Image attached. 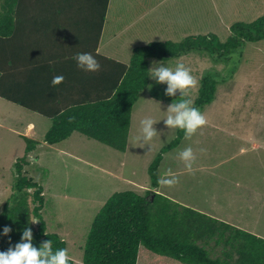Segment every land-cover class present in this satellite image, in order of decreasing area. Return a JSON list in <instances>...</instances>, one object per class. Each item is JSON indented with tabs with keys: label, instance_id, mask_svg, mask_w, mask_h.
I'll return each instance as SVG.
<instances>
[{
	"label": "rangeland",
	"instance_id": "rangeland-1",
	"mask_svg": "<svg viewBox=\"0 0 264 264\" xmlns=\"http://www.w3.org/2000/svg\"><path fill=\"white\" fill-rule=\"evenodd\" d=\"M146 1L153 6L138 8ZM263 10L264 0H110L105 27L108 36L111 31L117 38L109 40L107 53L128 64L135 47L152 41L199 35L224 41L232 24L252 21ZM232 55L227 63L201 51L149 60V83L132 108L124 152L75 132L48 145L44 135L50 120L0 99V212L13 196L14 166L25 154L24 137L35 140L38 144L24 170L43 188L47 231L65 239L73 264H84L95 216L113 193L129 190L141 195L149 188V166L179 130L165 124L168 109L191 99L207 123L191 136L183 133L178 145L163 153L159 181L174 177L176 182L159 183L158 193L264 238V39L246 42ZM178 63L196 81L185 96L179 89L168 95V83L150 75L162 67L174 71ZM205 76H211L217 88L209 103L199 105ZM146 118L155 120L156 136L147 143L141 135L138 144L140 121ZM186 148L193 153L187 162L179 155Z\"/></svg>",
	"mask_w": 264,
	"mask_h": 264
},
{
	"label": "trees",
	"instance_id": "trees-1",
	"mask_svg": "<svg viewBox=\"0 0 264 264\" xmlns=\"http://www.w3.org/2000/svg\"><path fill=\"white\" fill-rule=\"evenodd\" d=\"M58 1H62V5H58ZM138 5V8L153 6L151 1ZM26 9L32 11L31 18ZM34 9L38 10L39 19L33 17ZM109 10L110 0H0V99L50 120L51 126L44 135L48 145H55L75 132L124 152L132 108L149 83V60L166 61L201 51L215 62L227 63L246 42L264 39L263 10L252 21L232 24L224 41L216 35L187 37L176 42L152 41L135 47L127 64L97 52ZM46 15L53 20H43ZM80 25L84 27V36L93 44L88 54L103 65L104 70L97 71L99 76L94 74L91 78H101L104 94L99 93L97 87L101 83L92 85L87 81L77 96L65 79L56 86L48 85L54 77L65 78L66 74L58 56L56 59L61 61L56 65L58 70L56 67L46 69L47 60L41 59L47 56L44 49L56 48L58 52L56 46L66 42L67 33L74 32ZM104 36H108L107 30ZM36 38L42 63L27 60L25 64L14 65L8 58L10 53L15 54L14 58L19 53L28 57L31 51L32 56L35 49L28 44L30 50L25 41L32 42ZM216 88L217 83L211 76L202 77L197 104L209 103ZM183 133L178 130L175 140L162 148L149 166L151 188L159 185L157 167L163 153L176 147ZM24 139L25 154L14 166L13 196L6 200L0 212V252L15 250L17 244L27 242L22 239L27 229H31V243L37 250L49 240L54 250L66 249L63 237L47 231L42 214L45 206L42 186L24 170L28 154L35 150L38 142ZM32 219L37 221L32 222ZM5 227L10 228L7 234H4ZM83 263L264 264V238L162 194L147 191L140 195L128 190L113 193L95 216ZM69 264H73L72 259Z\"/></svg>",
	"mask_w": 264,
	"mask_h": 264
},
{
	"label": "clouds",
	"instance_id": "clouds-1",
	"mask_svg": "<svg viewBox=\"0 0 264 264\" xmlns=\"http://www.w3.org/2000/svg\"><path fill=\"white\" fill-rule=\"evenodd\" d=\"M75 60L78 67H86L91 72L97 71L100 67L93 55L88 53H78L75 56ZM150 75L158 77V82L168 83V95H172L176 89H179L182 96H185L186 90L196 83L189 69L186 68L183 63L176 64L174 71L170 67H162L158 70L151 71ZM63 79V76L54 77L52 80L53 86L61 83ZM149 88H151V86H149ZM192 105L193 101L191 99H181L180 102L173 103L168 109L165 124L171 128L183 130L186 136H191L198 128L207 123L199 109ZM154 123L155 120L151 118L142 119L140 121V126L142 127L139 128V133L136 137L138 144L141 135L143 136L144 142L150 143L153 140L156 136V132L152 127ZM179 155L180 158L186 162L193 159L191 148L182 150ZM175 182L174 177L170 180L161 179L159 181V183L169 186ZM158 188L159 185L156 188H151L149 186L148 189H145V192L150 191L158 193ZM36 221L37 219H32V222ZM9 231L10 228H4V234H7ZM32 238L31 229L23 231L22 239L27 242L17 244L15 250L10 248L7 252H0V264H69L70 258L67 249L57 248L54 250L52 248V241L49 240L42 245L40 250H37L31 243Z\"/></svg>",
	"mask_w": 264,
	"mask_h": 264
},
{
	"label": "crops",
	"instance_id": "crops-1",
	"mask_svg": "<svg viewBox=\"0 0 264 264\" xmlns=\"http://www.w3.org/2000/svg\"><path fill=\"white\" fill-rule=\"evenodd\" d=\"M56 3H59L58 5H62L63 2L62 1H58ZM27 12H28V18H31L32 17L31 16L32 11H28L27 10ZM37 13H38V10L34 9L33 10V15H34L33 17H35V19H39V15H37ZM42 19L43 20H49V21L53 20V18L51 16H49V15H46ZM72 25L74 26V23ZM79 27H77L74 30V32H72V33H67L66 32L69 35V38H68V40H66V42H63L61 45L56 46V47H58V52H56L57 51L56 48H53V51H50V49H44V50H46V55L47 56L46 57H42L41 59L42 60H47L46 69H48V70H49V68L53 69L54 67H56V65H58L62 61V64L60 66L64 69L65 74H66V77L64 79L67 80V82L71 86V88H72L73 92L76 94V96L80 95V93H82L83 89L85 88V86L87 84V81L90 82V84H92V85L96 84V83H101L100 86H97V87H99V93H103L104 94L105 88H104V86L102 84L103 82L101 81V78L100 77H98L96 79L95 78L94 79L91 78L94 74H95V76H99L97 71L104 70L103 69V65H100L99 69L97 71H95V72H91L86 67H78L77 66V63H76V60H75V56L78 53H90L89 51H92V49H93V46H92L93 44L88 40L87 37L84 36V34H85L84 27H82L81 25ZM70 28H72V27H70ZM106 30L107 29L101 30V35L102 36H100L99 42L97 44V52L100 53V54H103V56H106V57H109V58H113L115 60H118V61H121V62L125 63L123 60H119V59H116V58L108 55V53H107V43L110 40L109 38L116 39L117 36L111 34L110 36H106V37L104 36L103 37V35L106 32ZM71 34H72V36H70ZM25 44H26V46H28V44H30V45L32 44L31 47L33 49H35V51H33L32 56H31V51H28L30 53L28 57H23V55L18 52L19 56L17 55L14 58L15 54L13 53V55H11V53H10L8 58L10 57V59L13 60L14 65L17 62H20L19 64H25L27 62V60H33L36 63H42L39 60V54L41 53V52H39L41 49L38 46L39 39L36 38V39L32 40V42L25 41ZM30 50H31V48H30ZM57 56L60 58L61 61H58L56 59ZM68 58H70V59L68 60ZM64 59H65L66 63H63ZM97 63H99V62L97 61ZM56 70H58L57 67H56ZM8 75H9V73H8ZM48 85L53 87L52 82H49ZM102 88L104 90H102ZM92 95H94V93H92ZM30 125H32V124H28V127ZM220 220H224L227 223H231V221L229 219L227 220V219L221 218Z\"/></svg>",
	"mask_w": 264,
	"mask_h": 264
}]
</instances>
